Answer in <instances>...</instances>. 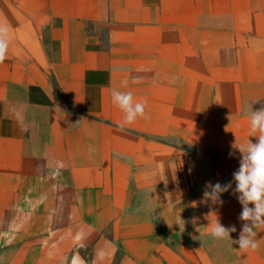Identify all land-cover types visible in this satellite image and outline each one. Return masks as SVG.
Segmentation results:
<instances>
[{
  "label": "crops",
  "instance_id": "0c3cea01",
  "mask_svg": "<svg viewBox=\"0 0 264 264\" xmlns=\"http://www.w3.org/2000/svg\"><path fill=\"white\" fill-rule=\"evenodd\" d=\"M0 24V264H264L233 179L264 0H0ZM113 89L149 118L121 127Z\"/></svg>",
  "mask_w": 264,
  "mask_h": 264
},
{
  "label": "clouds",
  "instance_id": "9594fccd",
  "mask_svg": "<svg viewBox=\"0 0 264 264\" xmlns=\"http://www.w3.org/2000/svg\"><path fill=\"white\" fill-rule=\"evenodd\" d=\"M10 41L8 28L0 24V64L7 59ZM123 83L126 87L127 81ZM111 101L124 114L121 127L135 123L138 118H149L146 112L147 101H135L131 91L113 89ZM243 115L249 124L248 136L255 137L256 142L253 143L248 139L246 144L238 146L242 157L238 170L233 173L236 184L234 192L239 194L238 200L242 204L239 218L245 223L239 238L234 243L239 245L242 252L247 253L259 249L255 229L264 227V107L253 111L249 104L245 107ZM231 186V182L223 186L217 182L212 186L214 201H219V195L228 191ZM250 204L253 207H249ZM179 226L184 228V225ZM234 231H236L235 227L225 228L218 220L210 225V235L216 240L233 241L230 234Z\"/></svg>",
  "mask_w": 264,
  "mask_h": 264
}]
</instances>
